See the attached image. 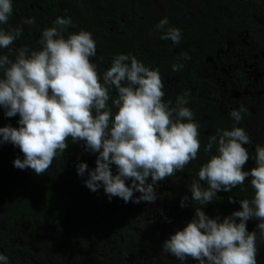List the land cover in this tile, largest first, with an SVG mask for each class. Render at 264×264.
<instances>
[{"label":"clouds","instance_id":"9594fccd","mask_svg":"<svg viewBox=\"0 0 264 264\" xmlns=\"http://www.w3.org/2000/svg\"><path fill=\"white\" fill-rule=\"evenodd\" d=\"M12 11V0H0V23L7 24ZM24 23L35 20L28 18ZM168 23L164 18L156 26L166 29L161 39L179 44L181 30L168 28ZM54 24L43 30L40 50L21 48L14 60L0 55L5 76L0 79V106L8 117L20 116L19 128L0 127V143L10 142L23 153V159H15V167L42 175L64 153L69 137L74 143L83 141L87 150L99 154L95 169L88 172L86 187L95 192L103 186L109 198L116 196L126 203H154V184L183 170L198 156L199 125L188 101L180 96L174 107L166 103L159 70L146 67L135 55H116L101 77L90 59L97 54L91 32L80 30L65 37L71 17H57ZM21 34V29L0 30V47L9 48ZM181 67L182 63L174 64L173 71ZM111 88L118 90L112 99L114 119L108 104ZM243 112L241 106L230 116L239 123ZM213 143L217 154L200 167L199 180L190 185L192 199L200 204L211 202L219 190L230 191L244 184L249 175L254 197L241 200L242 210L222 222L196 209L195 218L164 242L163 251L182 261L191 257L199 264H258L256 231H248L247 221L257 218V229L264 235V147L256 146L257 166L248 172L242 169L249 159L243 146L249 136L242 127L218 130L206 151L211 152ZM86 171L87 163L77 165L79 175ZM129 179L131 186L125 183ZM200 181H207L208 187ZM134 192L141 195L133 200ZM0 264H9L2 253Z\"/></svg>","mask_w":264,"mask_h":264},{"label":"trees","instance_id":"16d2710c","mask_svg":"<svg viewBox=\"0 0 264 264\" xmlns=\"http://www.w3.org/2000/svg\"><path fill=\"white\" fill-rule=\"evenodd\" d=\"M63 1L12 0L13 11L7 24L0 23V30L21 29L22 34L14 40V46L17 47L21 39L27 41L30 46H35L37 45L35 35L38 30L53 27L57 17H65L62 11L66 8L60 6ZM65 1L67 6L73 3V0ZM158 2L160 10L166 13L168 5L173 4L175 11L169 14L172 23L169 22L167 27L180 29L177 22L186 21L190 29L195 27V34L188 32L187 39L195 37L202 42L198 43V46H205L209 51L215 49V46L211 45V40L216 39L220 33L233 34L232 29L234 31L238 29L240 33L242 32L241 35L243 33L246 36L250 35L256 43L264 46V0H158ZM130 13L129 8L125 22H121L120 18L110 19L113 24L121 22L115 25L116 29H121L122 24H125L124 33L108 34L104 29L107 25L103 26L102 30L95 28L106 33L102 36L104 40L100 41L99 46V50L105 48L101 56L105 70L111 67L114 57L118 54L135 55L146 67L155 66L158 59L161 60L169 49L164 48V52L162 47L152 52L141 51L140 47L145 46L148 41V32L152 26L146 21L154 19L153 10H146V17L143 18L132 17ZM28 18H34L35 23L25 24L24 20ZM71 19V25L89 26L87 16ZM174 19L176 23L173 22ZM159 31L164 33L165 30ZM189 49L194 52V44ZM261 65L264 67V62ZM112 110L114 112L116 108L113 106ZM3 113L5 115L0 117L5 119L18 116L16 114L8 117L6 110ZM222 123L219 126H222L223 130L233 128L230 119L228 121L222 119ZM11 144L0 143V253L9 258V264H142L139 254L135 251L137 236L135 228L144 225L150 235L149 240L156 234L148 222H143L147 217L145 215L133 217L128 214V218L124 220L120 217L124 216L123 214L110 215L102 207L95 208L91 195L86 196L85 192H88L86 188L77 184L79 178L75 163H88L94 153L87 150L85 142L69 146L66 155L58 154L47 172L42 175L33 172L35 177L31 176L28 168L20 169L14 166V161L8 162L9 159L15 160L18 156L11 151ZM248 161H251L250 155ZM87 165L91 170L96 167V163ZM51 172L55 173L57 179L49 175ZM86 176L88 175L85 172L80 178H88ZM246 181L251 191H254L250 176ZM78 190L83 191L82 196L77 194ZM219 205L210 202L203 211L215 219L220 218L218 214L222 209L218 207ZM128 209L126 206V213ZM172 213H178L172 221L193 220L194 216L191 214H195L196 210L189 202ZM152 243L148 251L142 255L150 256L149 261L143 264H163L161 261L165 259L164 254H157L163 248V241L154 243L152 240ZM144 247L146 248V245ZM166 264H199V261L191 257L182 261L175 257L171 263Z\"/></svg>","mask_w":264,"mask_h":264},{"label":"flooded vegetation","instance_id":"af4514ba","mask_svg":"<svg viewBox=\"0 0 264 264\" xmlns=\"http://www.w3.org/2000/svg\"><path fill=\"white\" fill-rule=\"evenodd\" d=\"M60 6L66 8L62 11L65 17H88V27L70 25L63 34L67 37L80 30L91 32L96 42L97 54L90 59L97 65V71L100 72L101 77L107 70H105V63L101 59L102 51H105V48L99 50L100 41L104 40L102 36L106 35V33L100 30L103 29V26L107 25V28L104 29L108 34L112 32L124 33L125 24H122L121 29H116L115 25L126 21L129 8L131 9L130 15L132 17L139 16L141 18L146 17V10L152 9L154 19L146 21L148 25L152 26L148 32V41L140 49L145 53L147 51H157L160 47L163 48L164 52V48H169L166 50L163 58L161 60L158 59V63L149 68L153 70L158 69L160 72L164 82V101L166 103L171 102V106L174 107L177 98L184 96L188 101L187 107L193 112V120L199 125L200 149L197 158L186 165L183 170H179L173 176L166 177L164 180L154 184L156 194L154 203L144 201L140 203L129 201L126 203L123 199L116 196L109 198L104 192L103 186L93 192L85 186L87 178H80L78 174L79 181L77 184L86 188L88 191L85 192L86 196L91 195L95 202V208L102 207L110 215L115 213L118 215L123 214L124 216L120 217L124 220L128 218V214L133 215V217L147 216L143 222H148L156 235L149 240L148 236L150 237V235L148 234V230L144 228V225L140 228H135L137 233L135 237V251L136 254H139V258L143 264L149 261L150 256L142 255L153 244L152 240L154 243L163 241L164 244L171 235L175 234L178 230H183L192 221V219L172 221L178 214L172 212L181 209V201L185 197L187 199L184 201V205L191 202L195 210L198 208H202L203 210L210 203L200 204L199 201H194L190 185L193 181L199 180L198 172L200 167L210 159L211 155L217 154V144H212L211 152L206 151V148L212 142V138L216 136L218 130L223 131L224 128L222 129V126H219V124H223L222 119H225V121L230 119L231 126L233 124V127H242L249 136V143L243 146L248 149L251 161H247L242 170L250 172L252 168L257 166L255 159L256 146L264 147V67L261 65L264 62V46L256 43L255 39L251 38L250 35L246 36L245 33L241 35L242 32L240 33L238 29L235 31L232 29L233 34L220 33L216 39L211 40V45L215 46V49L209 51L203 45V47L198 46V43L201 44L202 42L195 37L191 40L187 39L188 32L192 35L195 34V27L190 29L186 21L182 23L177 22V26L180 27L182 32L179 44H174L170 39H161L163 33L159 30L166 31V29H157L156 26L163 18H167L172 23L169 14L175 10L173 4H169L167 8L168 14L164 10L161 11L158 0H73L70 6H67V1L64 0ZM86 9L87 11H85ZM111 18H120L121 22L113 24L110 21ZM173 22L176 23V20L174 19ZM95 28H100V30H95ZM45 29L43 27L38 32L36 31L35 40L37 45L30 46L27 41L21 39L17 47L14 44L10 45L9 48L0 47V55H9V58L14 60L18 50L21 48L26 47L29 51L40 50L37 40L40 39ZM98 31H100V34L96 37ZM216 40L218 42L215 43ZM192 44L195 46L194 52L189 49ZM177 63H182L183 67L179 71L174 72L173 65ZM3 78H5L4 73L0 70V79ZM117 95L118 90L111 88L110 100L108 102L110 106L113 107L111 101ZM241 106L244 108V112L242 113L243 118L237 123L230 116V112L239 110ZM5 110L3 106H0V116L5 115L3 113ZM115 111L113 112L112 119H114ZM19 120V114L17 117L9 119L0 117V127L10 125L19 128ZM67 143L68 147L62 153L64 155H66L69 146H77L81 144V141L74 143L69 137ZM11 146V151L17 153V157L21 156L24 158L19 147L13 144ZM98 155V153H93L87 164L96 163ZM13 161L15 160H8L10 163ZM78 164L75 163L76 166ZM28 170L31 176L35 177L34 171L31 168H28ZM90 171L91 169L88 167L86 175ZM112 171L113 174L117 173L118 169L116 166H112ZM49 175L53 179H57L54 172H51ZM251 179L252 177L250 176V182ZM149 182H151V177H149ZM125 183L131 186L132 181L129 179ZM200 184L204 188L208 187L207 181H200ZM92 192L94 195L91 194ZM77 194L82 196L83 191L78 190ZM254 194L255 190L251 191L247 181L242 186H234L230 191L219 190L211 201L212 203L220 204L218 207L222 209L218 214L220 217L218 220L222 222L225 217L231 216L235 211L242 210L240 201L243 199L251 200ZM139 195H141L139 192H134L133 200ZM126 206L129 207L127 213L125 211ZM195 214L191 215L195 218ZM206 215L213 218V216ZM237 223H239V218H237ZM258 223L259 220L255 217L249 219L247 221V229L249 232L256 231L257 262L258 264H264V235L257 229ZM145 245L146 248L144 247ZM157 254H164L165 259L161 261L163 264L171 263V260L176 257L171 253L166 254L163 248Z\"/></svg>","mask_w":264,"mask_h":264}]
</instances>
